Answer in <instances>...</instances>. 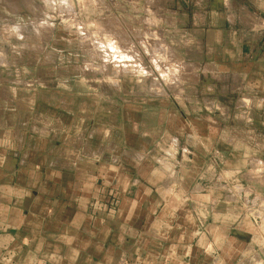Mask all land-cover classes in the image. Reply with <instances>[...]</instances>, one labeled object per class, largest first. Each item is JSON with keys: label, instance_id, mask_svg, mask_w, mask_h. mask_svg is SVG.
<instances>
[{"label": "crops", "instance_id": "1", "mask_svg": "<svg viewBox=\"0 0 264 264\" xmlns=\"http://www.w3.org/2000/svg\"><path fill=\"white\" fill-rule=\"evenodd\" d=\"M193 16L208 60L241 88L237 118L252 122L251 139L231 138L223 116L230 169L195 118L204 156L177 145L168 170L145 133L109 124L85 143L0 109V264H264V0H210Z\"/></svg>", "mask_w": 264, "mask_h": 264}, {"label": "rangeland", "instance_id": "2", "mask_svg": "<svg viewBox=\"0 0 264 264\" xmlns=\"http://www.w3.org/2000/svg\"><path fill=\"white\" fill-rule=\"evenodd\" d=\"M209 5L210 0H0L4 119L20 117L33 122L31 131L82 137L85 143L92 136L102 143L112 124L121 132L145 133L148 150L170 170L177 145L190 144L197 157L209 146L196 140L204 128L189 129L187 122L195 118L218 141L210 146L219 148L225 163L216 167L230 169L229 145L218 140L223 116L228 137L251 139L253 127L250 117L243 123L237 118L242 113L234 111L241 107L237 80L223 75L227 64L208 60L206 34L193 24L194 12ZM164 68L167 76L160 79ZM115 139L121 142V133Z\"/></svg>", "mask_w": 264, "mask_h": 264}, {"label": "bare ground", "instance_id": "3", "mask_svg": "<svg viewBox=\"0 0 264 264\" xmlns=\"http://www.w3.org/2000/svg\"><path fill=\"white\" fill-rule=\"evenodd\" d=\"M119 36H120V35H119ZM122 38H123V36H122ZM141 40H142V39H141ZM148 40H149V39H148ZM142 41H143V40H142ZM144 41H146V40H144ZM128 42H129V41H128ZM110 45H112V44H110ZM143 45H144V44H143ZM145 45H146V44H145ZM148 45H149V44H148ZM119 48H120V47H119ZM145 49H146V48H145ZM147 49H150L149 46L147 47ZM148 51H149V50H148ZM126 54H127V53H126ZM130 55H131V54H130ZM124 56H125V54H124ZM126 56H127V55H126ZM112 57H114V56H112ZM132 57H133V56H132ZM127 58H128V57H127ZM155 59H156V58H155ZM152 61H153V60H152ZM156 61H157V60H156ZM156 61H155V62H156ZM161 61H162V60H161ZM137 62H138V61H137ZM153 62H154V61H153ZM153 62H152V63H153ZM155 62H154V63H155ZM159 62H160V61L158 60L157 63L159 64ZM138 64H139V63H138ZM161 64H162V62H161ZM154 65H155V64H154ZM149 67H150V66H149ZM155 67H156V68H157V67L159 68L158 65L155 66ZM163 67H165V66H163ZM161 68H162V67H161ZM161 68H160V69H161ZM169 68H170V67H169ZM160 69H159V71H160V76H161L163 73H165V68H164V72H163V70H160ZM162 69H163V68H162ZM156 70H157V69H156ZM166 70H168V72L170 71V70L167 68V66H166ZM149 71H150V70H149ZM159 71H158V72H159ZM161 71H162V73H161ZM146 73H147V72H146ZM152 73H153V72H152ZM148 74H149V73H148ZM167 74H168V73H167ZM156 75H157V74H156ZM173 75H174V74H173ZM175 75H176V74H175ZM163 76H164V75H163ZM165 76H167L166 73H165ZM165 76H164V78H165ZM171 77H172V76H171ZM158 78H160V77H158ZM162 78H163V77L161 76L160 79H162ZM168 78H170V77L168 76ZM168 78H166V79H168ZM172 78H174V76H173ZM155 79H156V77H155ZM158 80H159V79H158ZM156 83H157V82H156Z\"/></svg>", "mask_w": 264, "mask_h": 264}, {"label": "built area", "instance_id": "4", "mask_svg": "<svg viewBox=\"0 0 264 264\" xmlns=\"http://www.w3.org/2000/svg\"><path fill=\"white\" fill-rule=\"evenodd\" d=\"M32 128H34V127L32 126ZM114 197H115V194H114V195H113V197H112V198H113V201L115 200V198H114ZM244 202H245V201H244ZM244 202H242V203H244Z\"/></svg>", "mask_w": 264, "mask_h": 264}]
</instances>
